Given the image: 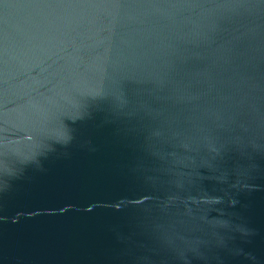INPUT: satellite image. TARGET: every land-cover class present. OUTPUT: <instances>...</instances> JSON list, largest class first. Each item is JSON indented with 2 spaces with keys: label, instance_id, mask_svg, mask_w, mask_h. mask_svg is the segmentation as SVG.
<instances>
[{
  "label": "water",
  "instance_id": "obj_1",
  "mask_svg": "<svg viewBox=\"0 0 264 264\" xmlns=\"http://www.w3.org/2000/svg\"><path fill=\"white\" fill-rule=\"evenodd\" d=\"M0 264H264V0H0Z\"/></svg>",
  "mask_w": 264,
  "mask_h": 264
}]
</instances>
